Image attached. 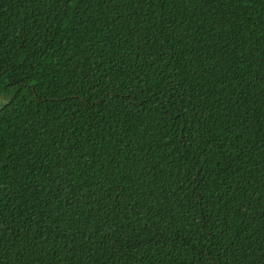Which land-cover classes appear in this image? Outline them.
Instances as JSON below:
<instances>
[{"label":"trees","instance_id":"1","mask_svg":"<svg viewBox=\"0 0 264 264\" xmlns=\"http://www.w3.org/2000/svg\"><path fill=\"white\" fill-rule=\"evenodd\" d=\"M0 264H264V0H0Z\"/></svg>","mask_w":264,"mask_h":264},{"label":"rangeland","instance_id":"2","mask_svg":"<svg viewBox=\"0 0 264 264\" xmlns=\"http://www.w3.org/2000/svg\"><path fill=\"white\" fill-rule=\"evenodd\" d=\"M6 102V97L4 94H0V107Z\"/></svg>","mask_w":264,"mask_h":264}]
</instances>
